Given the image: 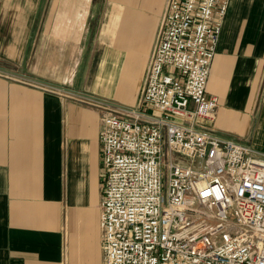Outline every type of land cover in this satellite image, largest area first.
Returning <instances> with one entry per match:
<instances>
[{
	"label": "crops",
	"instance_id": "crops-1",
	"mask_svg": "<svg viewBox=\"0 0 264 264\" xmlns=\"http://www.w3.org/2000/svg\"><path fill=\"white\" fill-rule=\"evenodd\" d=\"M165 0H0V69L139 101ZM264 0H230L199 123L264 158ZM101 114L0 76V264H103Z\"/></svg>",
	"mask_w": 264,
	"mask_h": 264
},
{
	"label": "built area",
	"instance_id": "built-area-1",
	"mask_svg": "<svg viewBox=\"0 0 264 264\" xmlns=\"http://www.w3.org/2000/svg\"><path fill=\"white\" fill-rule=\"evenodd\" d=\"M229 1L166 0L138 106L98 101L103 264H264V158L199 123L218 105L205 89Z\"/></svg>",
	"mask_w": 264,
	"mask_h": 264
},
{
	"label": "rangeland",
	"instance_id": "rangeland-1",
	"mask_svg": "<svg viewBox=\"0 0 264 264\" xmlns=\"http://www.w3.org/2000/svg\"><path fill=\"white\" fill-rule=\"evenodd\" d=\"M165 3H166V0H165ZM165 3H164V6H165ZM164 11V9H163ZM163 15V13H162ZM154 54V53H153ZM153 56V55H152ZM152 58V57H151ZM151 60V59H150ZM150 62V61H149ZM148 62V64H149ZM148 66V65H147ZM54 84V83H52ZM58 85V84H56ZM60 86H63V88L66 90V94L64 95V97H61L62 99L64 100H67V101H71V102H75V103H78V104H82L84 106H88L90 108H93L95 110H97L101 116H102V119H103V115H104V110L102 108H99L98 106H101L98 101L100 99L102 100H106V101H110L112 103H115V104H119L117 102H114L112 100H110L109 98H106V97H103V96H100L98 94H95L93 92H90V91H86V90H82V89H78V88H72L70 86H67V85H60ZM263 90V89H261ZM261 90L260 92H258V95H257V102L258 103H261V104H264V100L263 98L261 97ZM97 102V103H96ZM119 105H122V104H119ZM125 106V105H124ZM138 106V104L136 103L134 105V107ZM130 107V106H128ZM132 107V106H131ZM101 177H102V170H101V173H100Z\"/></svg>",
	"mask_w": 264,
	"mask_h": 264
}]
</instances>
